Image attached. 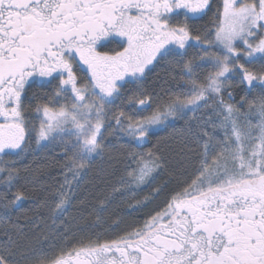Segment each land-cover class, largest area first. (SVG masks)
I'll return each instance as SVG.
<instances>
[{"label":"snow or ice","instance_id":"snow-or-ice-1","mask_svg":"<svg viewBox=\"0 0 264 264\" xmlns=\"http://www.w3.org/2000/svg\"><path fill=\"white\" fill-rule=\"evenodd\" d=\"M211 7V0H0V213L25 199L12 191L15 164L33 133L39 147L59 145L64 158L51 194L53 225L106 136L119 133L126 147L122 174L96 213L167 171L161 141L147 147L157 132L184 121L162 141L178 139L192 154L163 208L142 225L110 241L69 240L70 229L56 228L23 250L5 231L0 264H264V0H221L211 27L200 25ZM161 64L169 87L148 91L145 81ZM34 85L51 90L29 97ZM117 99L123 106L112 111Z\"/></svg>","mask_w":264,"mask_h":264},{"label":"trees","instance_id":"trees-1","mask_svg":"<svg viewBox=\"0 0 264 264\" xmlns=\"http://www.w3.org/2000/svg\"><path fill=\"white\" fill-rule=\"evenodd\" d=\"M220 2L221 0H211V10L199 21L200 25L211 27L213 14ZM113 46L109 45V47ZM81 75L83 74L81 73ZM144 87L148 91L155 92L167 89L169 76L166 65L161 64L153 69L149 73ZM171 87L175 88V84L173 83ZM50 90V88H39L34 85L29 90L28 95L31 97L33 92ZM125 91L126 94L122 98L124 100L130 94L127 89ZM235 93L237 100L243 94L239 88L235 89ZM25 103L27 105L28 101ZM35 103L36 101L32 100V107L35 106ZM117 105L123 106L121 99H117L109 107L115 111ZM198 115L199 113H197ZM26 116L30 125L38 126L39 121L34 118V112L29 111ZM189 116H192V113H189ZM182 127H184V121L176 123L174 127H169L165 132H157L151 138V144L147 146L152 147L157 144V141H161L160 154L164 157L167 171L157 174L151 184L142 187L133 198L129 197L131 193H125L123 196L117 195L104 211L96 213L92 211L93 208L97 207L98 202L103 200L105 195L111 191L112 185L122 174L123 164L117 163V161L121 158V153L126 147V138L120 136L119 133L111 137L106 136L104 152L92 159L83 179L80 180L78 187L73 190L67 213L57 220L55 225L52 221V209L55 207V202L51 198V194L63 180L62 165L64 158L60 155L61 147L59 145L49 148L37 146L33 133L26 154L15 164L19 170V175L12 191H23L25 199L19 202V206L15 207L8 216L0 213V252L3 251V241L7 238L4 235L5 231L19 242L20 250H23L24 245L28 244L29 241H34L41 232L55 231L56 228L70 229L69 240L73 237L84 239L99 236L102 241H110L119 235H123L133 226L142 225L153 209L161 210L163 208L164 201L170 197L172 189L177 187L178 180L183 179L186 170H188V163L192 155L188 149L178 139H171L167 143L162 141V138ZM136 150L140 151L141 149ZM143 150L146 151V149ZM4 159L11 160L15 157H4ZM156 187H161L163 190L159 196L151 199L149 194ZM4 191L3 184H0V193ZM145 197H149L151 203L145 208L133 211L132 207L136 201H143ZM117 223L118 227L116 226ZM37 225L40 226L39 229ZM40 238L43 240L42 235ZM44 247H48V245H44Z\"/></svg>","mask_w":264,"mask_h":264},{"label":"rangeland","instance_id":"rangeland-1","mask_svg":"<svg viewBox=\"0 0 264 264\" xmlns=\"http://www.w3.org/2000/svg\"><path fill=\"white\" fill-rule=\"evenodd\" d=\"M38 146V145H37ZM142 187H144V186H142ZM140 190H137L135 193H131V192H129V193H131V196H129L130 198H133L135 195H136V193H138Z\"/></svg>","mask_w":264,"mask_h":264},{"label":"flooded vegetation","instance_id":"flooded-vegetation-1","mask_svg":"<svg viewBox=\"0 0 264 264\" xmlns=\"http://www.w3.org/2000/svg\"><path fill=\"white\" fill-rule=\"evenodd\" d=\"M234 94H235V96H236L235 90H234Z\"/></svg>","mask_w":264,"mask_h":264}]
</instances>
